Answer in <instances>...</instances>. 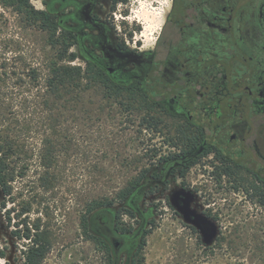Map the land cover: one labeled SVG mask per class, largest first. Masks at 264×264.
Masks as SVG:
<instances>
[{
    "label": "rangeland",
    "instance_id": "rangeland-1",
    "mask_svg": "<svg viewBox=\"0 0 264 264\" xmlns=\"http://www.w3.org/2000/svg\"><path fill=\"white\" fill-rule=\"evenodd\" d=\"M44 9L0 0V137L13 189L8 197L0 189V264H25L29 231L50 242L41 264H108L101 245L85 235L83 220L88 214L90 233L96 236L95 217L108 212L117 224L120 209L134 212L122 211L120 227L131 228L133 236L141 230L142 237H133L132 244L151 230L137 264H264V215H253L248 201L219 193L214 184L207 203L219 232L210 244L175 211L170 180L162 185L148 174L121 201V191L145 169L160 174L165 169L160 159L170 155V118H156V124L157 107L148 108L126 93H108L83 74L70 71L63 78V66L86 69V56L73 46V35L68 51L54 43L70 33L71 22L60 25L57 9H49L44 18L58 26L53 36L48 20L35 13ZM139 9L141 16L153 18L144 24L150 44L159 13ZM72 53L74 60L67 57ZM191 173L201 185L204 178L196 169ZM107 202L113 204L88 211ZM69 251L76 252L74 259L67 258Z\"/></svg>",
    "mask_w": 264,
    "mask_h": 264
},
{
    "label": "flooded vegetation",
    "instance_id": "flooded-vegetation-1",
    "mask_svg": "<svg viewBox=\"0 0 264 264\" xmlns=\"http://www.w3.org/2000/svg\"><path fill=\"white\" fill-rule=\"evenodd\" d=\"M7 1L41 4L46 14L56 8L60 25L71 22L73 46L98 74L96 83L107 78L106 85L158 105L155 114L170 118V159L156 178L162 185L170 180L175 211L189 197L191 210L214 220L207 203L214 184L264 215V0ZM143 6L160 17L150 44ZM95 219L97 239L110 247L103 248L107 261L133 264L143 250L141 240L132 244L141 230L133 236L108 212Z\"/></svg>",
    "mask_w": 264,
    "mask_h": 264
},
{
    "label": "trees",
    "instance_id": "trees-1",
    "mask_svg": "<svg viewBox=\"0 0 264 264\" xmlns=\"http://www.w3.org/2000/svg\"><path fill=\"white\" fill-rule=\"evenodd\" d=\"M35 13L37 14V16L48 20V23L50 25V29L52 31V35L56 36V33L58 31V26L55 23V21H52L49 17L48 18H44V15H46V13L44 11H40L37 10L35 11ZM72 34L63 32L61 36H59L57 38V40H55V44H58L60 46L65 47L66 51H68V49L71 47L72 44ZM76 56V53H72L67 55V57L70 60H74ZM66 54L64 56H62V59L67 58ZM75 72L77 73L79 76H81L82 74L85 75L92 83L99 81V77L98 74L96 73V71L91 67V66H87L86 69H82V67L79 66H63L60 75L64 78L66 77L68 72ZM70 74V73H68ZM100 78L102 80H105L103 75L100 76ZM65 82V80H63ZM106 81V83H105ZM105 81H102V85L104 86V88H109L108 93H114V94H120L122 93V91H120V89H116L110 85H106L108 80L106 78ZM108 90V89H107ZM145 104V103H144ZM146 107L148 108H155L158 105L155 104H150V103H146L145 104ZM159 117L156 116H152V119L155 120L156 124H159L160 120L156 119ZM159 121V122H158ZM167 159H170V155L168 156H164L162 157L160 160L165 161ZM10 162H9V156L7 154V150L5 149V143L4 141L1 139L0 137V189L1 192L3 193L4 196L8 197L12 194L13 189H12V185H11V181H12V175L10 173ZM155 175V177H158L160 175V173L158 171H154L151 173V168L145 169L142 172V175L139 177V179L133 181L127 188H125L124 190L121 191L120 193V197H121V201L126 200L128 197H130V195L133 194V192L136 190V188L139 186L140 182H141V178L146 177L147 175ZM112 202H107V203H95L93 205H91L88 209V211H92L94 209L103 207V206H110L112 205ZM122 211H126L129 214H131L132 216H134V212L131 211L130 209H120V211L117 214L118 217V222L117 225L121 226L120 224V216ZM152 223L154 221H151ZM83 226H84V233L87 237L92 238L94 240H96V242H98V244L101 245L102 248H105L107 250H110V247L108 246V244L103 241L101 238L97 239L96 236L92 235L91 229L89 228V221H88V214L84 216V220H83ZM123 229H131V228H123ZM151 232V230H145L144 234H143V239L140 245V250L143 249L146 245V236L147 234H149ZM36 236L34 234H31L30 231L25 233L24 238L32 241V244L28 245L26 250H24V257H25V264H41L42 260L46 257L47 253L49 252L50 249V242L48 239H41V237L35 238ZM3 254V253H0ZM4 256V255H2ZM137 257V256H136ZM136 257L135 260L133 262V264H137L136 262ZM108 264H114L113 260L110 258V261L108 262Z\"/></svg>",
    "mask_w": 264,
    "mask_h": 264
},
{
    "label": "water",
    "instance_id": "water-1",
    "mask_svg": "<svg viewBox=\"0 0 264 264\" xmlns=\"http://www.w3.org/2000/svg\"><path fill=\"white\" fill-rule=\"evenodd\" d=\"M174 203L177 205V201L175 199ZM179 209L183 213L184 218L200 230L203 240L207 244H210L215 240L219 232L216 222L205 214L191 210L189 207V197L184 199V205H181ZM75 257L76 255H74L71 259H74Z\"/></svg>",
    "mask_w": 264,
    "mask_h": 264
},
{
    "label": "bare ground",
    "instance_id": "bare-ground-1",
    "mask_svg": "<svg viewBox=\"0 0 264 264\" xmlns=\"http://www.w3.org/2000/svg\"><path fill=\"white\" fill-rule=\"evenodd\" d=\"M142 14H143L142 16H145V17L147 16L146 13H142ZM150 16H151V15H150ZM157 18H158V19H157ZM156 20H157V21H160V17H156ZM148 21H153V20H152L149 16H147V22H148ZM149 25H150V23H149Z\"/></svg>",
    "mask_w": 264,
    "mask_h": 264
}]
</instances>
